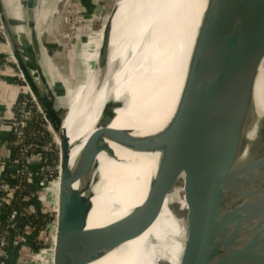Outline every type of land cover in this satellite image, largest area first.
<instances>
[{"label":"water","instance_id":"95a60500","mask_svg":"<svg viewBox=\"0 0 264 264\" xmlns=\"http://www.w3.org/2000/svg\"><path fill=\"white\" fill-rule=\"evenodd\" d=\"M195 5L196 37L190 52L195 64L188 61L179 100L160 132L126 144L118 133L102 129L85 143L74 170L67 135L61 137L55 238L46 264H77L83 193L96 174L97 156L106 151L103 135L134 152L158 154V161L141 205L99 231L81 264H92L143 235L169 197L174 200L168 210L185 228L179 264H264V114L254 100L264 61V0H196ZM0 27L8 49V54L0 53V71L1 60L12 59L30 94L22 49L2 0ZM29 36L33 64L44 71L32 17ZM35 103L45 122V114L57 120L51 107L46 111ZM174 205L183 217L172 210Z\"/></svg>","mask_w":264,"mask_h":264},{"label":"bare ground","instance_id":"6f19581e","mask_svg":"<svg viewBox=\"0 0 264 264\" xmlns=\"http://www.w3.org/2000/svg\"><path fill=\"white\" fill-rule=\"evenodd\" d=\"M123 2L125 10L121 16ZM195 2L119 0L114 18L106 23L103 33V40L107 42L102 46L101 41L99 53H102L100 56L98 53L92 75L87 78L85 92L76 108L80 96L67 86L66 108L68 114L71 111L72 114L65 115L64 122L60 116L53 114L58 119L56 122L45 114L48 128L58 144V172L63 156L62 136L67 135L70 168L74 170L85 143L102 129L118 133L126 144H132L157 134L166 126L179 100L184 72L190 61L192 63L190 52L197 27ZM12 28L15 33L17 27L12 24ZM22 33H15L21 49L19 37ZM29 53L22 49L21 67L32 87L29 95L48 111L49 97L47 94L42 96L39 88L43 82L42 71L34 66L32 53ZM194 62L195 59L192 64ZM43 69L45 72L44 66ZM194 70L195 65L192 66ZM254 100L264 114V61L258 71ZM108 138L103 135L106 151L97 156L96 174L83 193L77 264L82 263L99 231L141 205L158 161V154L137 153ZM52 208L54 212V204ZM182 234L181 227L164 205L156 222L143 235L92 264H156L159 260L179 264Z\"/></svg>","mask_w":264,"mask_h":264},{"label":"rangeland","instance_id":"374dc122","mask_svg":"<svg viewBox=\"0 0 264 264\" xmlns=\"http://www.w3.org/2000/svg\"><path fill=\"white\" fill-rule=\"evenodd\" d=\"M12 2L15 4H26L27 0H12ZM118 2L119 0H34V13L32 18H34L36 22L44 59L43 62L45 64V72L41 70L43 76L40 74V77L43 78L42 85L39 86L40 94L43 93L42 96L45 94L48 95V105L51 107L54 116H60L65 120V115L69 116L72 114V111L68 114V109L66 108L68 99L66 92L68 87L70 90H73L74 93L77 92L80 96L74 106L75 108L84 94L85 83H87V78L92 75V71L95 67L94 64L101 48V41H103L105 36L103 33L106 23L113 17L114 9L118 7ZM124 10L125 4L123 2L121 16H123ZM18 15H20V13ZM22 25L23 27L20 28V30L23 32L22 35L25 39L24 34L26 38L29 34V27H27L29 23L25 20ZM20 30H18V28L16 29L18 33ZM16 31L15 33H17ZM27 41L25 40L26 46L24 49L32 53L31 44ZM8 65H11L15 73H18L13 60L10 58ZM17 75H19V73ZM16 79L18 82H21L19 78L16 77ZM50 81H52L50 84H53L52 88L49 85ZM21 83L23 84V82ZM23 86L25 87V85ZM21 92L22 95L24 94V96L27 95L26 97L31 98L26 87L21 90ZM54 92H56V95H54ZM45 131L49 134L51 152L54 153L56 159V165L53 168V172L51 171V174H55L54 178H56L58 176L59 165L58 144L52 132L46 129ZM47 150L50 151L49 148H46V151ZM30 170L31 175L37 171V162L32 161L30 163ZM30 178L36 179L34 176ZM33 183L32 181L30 184ZM44 191L47 203L41 208L39 214L48 215L50 221L42 226L39 231L40 233L37 235L34 234V232L31 231L33 229L30 228V230L24 231L19 237L13 240L15 244L18 245L17 249L22 246L25 253L21 254V256L19 253L14 255L12 264H45L44 262L47 260L50 244L51 242L54 244L55 238L52 236L54 216L52 207L54 204V209L56 210L58 178L46 184ZM173 200L174 197H169L166 200L165 207L167 209ZM182 206L183 209L186 210L185 204ZM178 208V205H174L172 210L178 214L179 217H183V213L180 212ZM23 213L27 216L28 214H36L34 210L31 211V213L25 210ZM174 220L183 231L180 239L183 243L185 240L184 224L180 219H176L175 217ZM33 245L34 248L36 247L35 249ZM36 257L42 260H37L35 259ZM161 261L165 260H159L156 264H160Z\"/></svg>","mask_w":264,"mask_h":264},{"label":"trees","instance_id":"16d2710c","mask_svg":"<svg viewBox=\"0 0 264 264\" xmlns=\"http://www.w3.org/2000/svg\"><path fill=\"white\" fill-rule=\"evenodd\" d=\"M21 84V83H20ZM23 86V84H21ZM22 100V97L20 96L17 99V102ZM16 113L15 106L12 109V114L14 115ZM58 119L56 120V122ZM43 121L41 117H36L29 122L26 127L23 129V141L22 144L25 147L30 146H38L40 148H49L50 151L48 152H42V161L45 166H48L50 168H54L56 165V159L53 152H51V144L50 137L47 131H45V128L42 125ZM40 134H43L40 136ZM48 141V142H47ZM17 136L10 133V138L8 145L11 148L12 151V162L21 163V156L18 153V149L12 147L14 143H17ZM49 145V146H48ZM21 165V164H20ZM16 171V170H15ZM14 173H11L7 171L6 178L3 180V184L8 186L9 189L14 190L15 187H18L20 190L15 191L12 195H9L8 192L3 191L0 189V209L4 211V220L3 223L0 225V235L5 236V238H10L11 235L14 237H19L24 231L31 230L34 232V234H38L41 230L42 226L50 221V217L48 215H41L39 214V204L36 202L35 199H31V196L33 194L39 195L41 190V182L39 178L36 177L31 179L28 178V175L24 176V180L20 179V168L17 169V171ZM42 174V173H41ZM43 175V174H42ZM49 175V174H48ZM55 177V175H54ZM58 176L56 177V179ZM28 179V183L26 184V181ZM34 182L33 184H30L31 182ZM21 182V183H20ZM25 205H30L32 208L35 209V211L38 213L36 214H28L24 215L23 209L26 208ZM33 209V210H34ZM13 211H17L20 216L17 217V219L14 222V229L8 230L7 229V223L9 221V217L11 216ZM20 232V233H19ZM19 233V234H18ZM34 248V245H33ZM36 248V247H35ZM34 248V249H35ZM5 258L0 257V263L4 262Z\"/></svg>","mask_w":264,"mask_h":264},{"label":"built area","instance_id":"2783aa9c","mask_svg":"<svg viewBox=\"0 0 264 264\" xmlns=\"http://www.w3.org/2000/svg\"><path fill=\"white\" fill-rule=\"evenodd\" d=\"M3 38L4 37H3L2 29L0 27V53L5 55V54H8V49H7L6 43L2 40ZM1 63H2V69H4L5 66L9 64V58L8 59H2ZM16 74H18V73H16ZM16 77L19 78V80L22 82L19 75H16ZM23 85H24V83H23ZM22 88L24 89L25 87L22 86ZM26 96H24V94L21 95L22 100H20L19 102H16V104H15L16 113L14 115L13 114L11 115V118L9 121V127L11 130V133L13 135L17 136L18 142L14 143V145L12 147L18 149L17 151H18L19 155L21 156V163H20L21 165L19 163L14 162L18 166V169L20 168V179L24 180V176H26V174L28 175V178H30L31 176H34V177L41 179L40 180V182H41L40 193L41 194L37 195V193H36V194H33L31 196V199H35L36 202L39 204V212H41V208H43V206H45L47 203V200L45 197V191H44L45 186H46V184L50 183L52 180H54V179L56 180V178H54L55 174H51V171L53 172V169L48 167V166H45L43 161H42V156H41L42 152H48V150L46 151V148H40L38 146L25 147L22 144L23 129L26 127V125L29 122H31L32 119H34L36 117H41V119L43 121V123H42L43 127L46 130H49L48 125L46 124L45 119L41 115V112L38 109L36 103L33 101V99L28 98ZM42 135L43 134H40V136H42ZM49 145H50V143H49ZM32 161L37 162V171L33 175H31V170H30V163ZM28 182L29 181L27 179L26 184ZM0 189H2L5 192H8L9 195H12L15 191L20 190L18 187H15L14 190L9 189L8 186L3 184V180L2 181L0 180ZM27 206L31 207L30 205H25V207H27ZM35 213H37V212L35 211ZM18 216H20V214L17 211L12 212L11 216L9 217V221L7 223V229L8 230L12 231L14 229V225H15L14 222ZM14 238H16V237H13V240H14ZM13 240H12V243H13ZM10 242H11V237L8 239V238H5V236L0 235V257H3V258L7 257V248L9 247ZM0 264H4V263L1 262Z\"/></svg>","mask_w":264,"mask_h":264},{"label":"crops","instance_id":"0c3cea01","mask_svg":"<svg viewBox=\"0 0 264 264\" xmlns=\"http://www.w3.org/2000/svg\"><path fill=\"white\" fill-rule=\"evenodd\" d=\"M4 9L10 20L11 24H13L17 28H22V23L29 22L30 14L34 13V0H27L26 4H15L12 0H2ZM20 13V15H18ZM28 27V25H27ZM22 32V31H20ZM20 36L22 49L26 52L25 48V40L29 42V34L28 39L24 34ZM15 70L11 67V65H6L4 69L0 71V180H4L7 175V171L14 173V171L18 169V166L12 162V151L8 145L10 138V127L9 121L12 115V109L15 106L17 99L22 95L21 90H23L22 85L16 79ZM15 171V172H16ZM8 176V175H7ZM34 208L26 207L23 212L28 211L31 213ZM35 210V209H34ZM4 220V211L0 209V225ZM16 239V238H14ZM15 241H13L11 248L7 249V257L5 258L4 264H12V258L14 255H19L25 253L22 246L17 249ZM37 260L41 258H35ZM44 262V261H43ZM47 260H45L46 264Z\"/></svg>","mask_w":264,"mask_h":264}]
</instances>
